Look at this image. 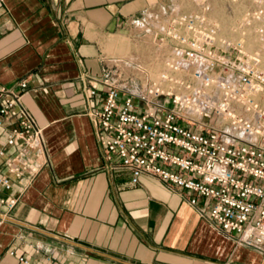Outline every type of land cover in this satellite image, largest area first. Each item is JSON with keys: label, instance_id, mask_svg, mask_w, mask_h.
Segmentation results:
<instances>
[{"label": "crops", "instance_id": "crops-1", "mask_svg": "<svg viewBox=\"0 0 264 264\" xmlns=\"http://www.w3.org/2000/svg\"><path fill=\"white\" fill-rule=\"evenodd\" d=\"M176 0H0V83L26 79L23 103L43 130L48 162L15 179L0 204V264H264V252L237 245L166 182L138 184L112 168L96 137L90 79L104 76L103 49L140 38ZM145 21V22H144ZM143 28V29H142ZM161 27H154L155 34ZM103 88L100 86L99 90ZM0 132V149L6 145ZM6 156L0 175L8 174ZM10 251L14 254L11 255Z\"/></svg>", "mask_w": 264, "mask_h": 264}, {"label": "built area", "instance_id": "built-area-1", "mask_svg": "<svg viewBox=\"0 0 264 264\" xmlns=\"http://www.w3.org/2000/svg\"><path fill=\"white\" fill-rule=\"evenodd\" d=\"M223 26L205 12L175 14L161 27L168 50L160 70L91 78L89 108L96 137L112 168L134 184L148 175L196 205L237 245L264 252V0ZM102 86V90L99 88ZM26 79L0 83V132L8 174L0 175V204L15 179L30 180L48 162L43 130L23 103ZM13 255L14 252L10 251ZM20 262L30 264L24 256Z\"/></svg>", "mask_w": 264, "mask_h": 264}, {"label": "rangeland", "instance_id": "rangeland-1", "mask_svg": "<svg viewBox=\"0 0 264 264\" xmlns=\"http://www.w3.org/2000/svg\"><path fill=\"white\" fill-rule=\"evenodd\" d=\"M173 10L167 9L164 20L150 18L151 30L147 31V26L137 29L136 33L140 38H129L120 36L121 40L117 47L112 49L105 47V56H118L120 59L105 60V66L111 79H118L119 74L130 75L136 73L138 65H145L153 72L160 70L162 61L168 50L166 47H159L160 36L155 34L154 27H163L168 23V19L175 14H188L196 11L205 12L223 26L230 21L252 10L255 6L254 0H176ZM145 22V21H144Z\"/></svg>", "mask_w": 264, "mask_h": 264}]
</instances>
